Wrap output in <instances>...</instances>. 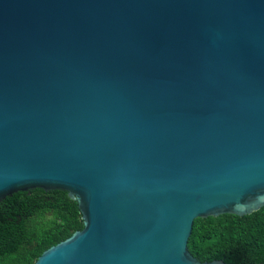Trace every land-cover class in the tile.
Returning a JSON list of instances; mask_svg holds the SVG:
<instances>
[{
  "label": "water",
  "instance_id": "95a60500",
  "mask_svg": "<svg viewBox=\"0 0 264 264\" xmlns=\"http://www.w3.org/2000/svg\"><path fill=\"white\" fill-rule=\"evenodd\" d=\"M83 227L34 264L199 261L197 217L264 206V0H0V201Z\"/></svg>",
  "mask_w": 264,
  "mask_h": 264
},
{
  "label": "trees",
  "instance_id": "16d2710c",
  "mask_svg": "<svg viewBox=\"0 0 264 264\" xmlns=\"http://www.w3.org/2000/svg\"><path fill=\"white\" fill-rule=\"evenodd\" d=\"M83 227L77 202L61 189L17 191L0 201V264H34ZM199 261L264 264V206L246 215L197 217L187 241Z\"/></svg>",
  "mask_w": 264,
  "mask_h": 264
}]
</instances>
